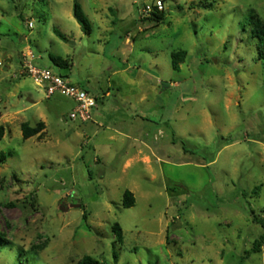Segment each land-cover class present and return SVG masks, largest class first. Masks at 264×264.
Returning <instances> with one entry per match:
<instances>
[{"label":"rangeland","instance_id":"rangeland-1","mask_svg":"<svg viewBox=\"0 0 264 264\" xmlns=\"http://www.w3.org/2000/svg\"><path fill=\"white\" fill-rule=\"evenodd\" d=\"M161 1L157 23L156 0H78L86 32L74 0H0V264H264V0ZM27 47L92 121L21 75Z\"/></svg>","mask_w":264,"mask_h":264},{"label":"trees","instance_id":"trees-1","mask_svg":"<svg viewBox=\"0 0 264 264\" xmlns=\"http://www.w3.org/2000/svg\"><path fill=\"white\" fill-rule=\"evenodd\" d=\"M74 17L78 24L81 26L83 31L90 32L91 26L84 15L80 3L78 0H74V11H73ZM163 12L160 11L159 13L152 12V15L149 18H153L157 23H161L164 20ZM54 33L61 38L64 41H67V38L64 34H62L58 29H54ZM254 38L257 40V53H258V59L262 62H264V21H261L259 25L254 26L252 30ZM186 51H179L172 54V67L175 71H180V65L185 61L187 57ZM55 64L58 67H66L67 64L63 62L62 60L58 59L55 60ZM62 76V75H60ZM65 78H68L67 76H62ZM44 123H38L35 127H31L28 123H24L21 128L23 132V138L25 140L34 137L36 135H39L44 130ZM3 134V127H0V138ZM5 159V155L0 153V160ZM136 204L135 197L131 191H125L122 198V205L124 208H132ZM83 219L87 221V214L84 212ZM260 224H262L263 230H264V221L259 220ZM113 234L115 235L116 241L123 242L124 240V232L122 227L116 223L112 227ZM4 240L0 238V252L1 248L3 247ZM264 244V234L260 236V238L254 243L253 250L255 252H259L261 247ZM76 264H103L96 260L94 257L90 255L83 256Z\"/></svg>","mask_w":264,"mask_h":264},{"label":"built area","instance_id":"built-area-1","mask_svg":"<svg viewBox=\"0 0 264 264\" xmlns=\"http://www.w3.org/2000/svg\"><path fill=\"white\" fill-rule=\"evenodd\" d=\"M152 9L163 11L164 5L161 0H156L152 7L147 6L145 10ZM33 22L27 23V29H33ZM37 59L31 48L27 47L22 56L21 75H28L35 80L37 85L46 91L48 99L60 95L76 103L75 108L69 114L71 121L88 123L92 121L93 111L97 108V100L80 86L73 84L69 78L62 77L50 69H41L34 66Z\"/></svg>","mask_w":264,"mask_h":264},{"label":"crops","instance_id":"crops-1","mask_svg":"<svg viewBox=\"0 0 264 264\" xmlns=\"http://www.w3.org/2000/svg\"><path fill=\"white\" fill-rule=\"evenodd\" d=\"M109 95V93L107 92V94L105 95L106 97ZM97 109V108H96Z\"/></svg>","mask_w":264,"mask_h":264}]
</instances>
